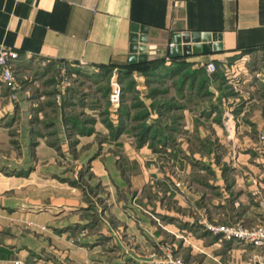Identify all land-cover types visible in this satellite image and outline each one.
I'll return each mask as SVG.
<instances>
[{
	"label": "rangeland",
	"instance_id": "rangeland-1",
	"mask_svg": "<svg viewBox=\"0 0 264 264\" xmlns=\"http://www.w3.org/2000/svg\"><path fill=\"white\" fill-rule=\"evenodd\" d=\"M226 63L217 67L222 79L213 78L218 86L204 78L195 88L158 83L160 75L145 80L144 87L126 72L67 63L54 67L31 62L22 68L24 73H16L15 83L1 79L13 105H19L25 84L32 87L35 99L26 109L17 108L12 119L8 111L0 118L4 132L0 146L6 158H15L6 161L15 165L6 172L27 175L0 192V203L36 202L44 211H61L50 220L8 211L0 214V241L28 248L20 255L11 249L9 255L0 245L4 250L0 264H235L236 256L228 248L210 247L212 239L222 236L209 226L226 223L205 211L217 200L213 189L196 182L200 191L189 194L193 201L177 189L190 188L182 180L185 175L205 181L219 173L222 164L240 160L241 150L235 145L240 135L235 133L244 121L231 113L237 109L226 114L228 102L223 100H236L242 93L253 96V84L241 81L244 77L254 83L264 76V51L239 54ZM193 91L195 98H191ZM45 94H53V104L62 108V116L49 117L36 110L46 109ZM209 100L212 103L206 104ZM207 106L218 117H206ZM189 113L200 119H189ZM260 126L255 150L263 163L264 124ZM4 159L0 157V162ZM173 171L179 173L175 182ZM164 206L180 212L184 225L169 227L173 220L157 212ZM49 221L56 226L68 224L70 230H52ZM255 256L250 264H258Z\"/></svg>",
	"mask_w": 264,
	"mask_h": 264
},
{
	"label": "crops",
	"instance_id": "crops-1",
	"mask_svg": "<svg viewBox=\"0 0 264 264\" xmlns=\"http://www.w3.org/2000/svg\"><path fill=\"white\" fill-rule=\"evenodd\" d=\"M134 22L149 28L151 43L157 47L156 53L149 55L147 62L131 66L129 46ZM176 32L211 33L215 40L217 35L221 34L222 49L201 50L190 55L171 57L169 48L173 44ZM2 49L18 54L14 60L17 75L24 73L22 68H26L31 62L45 63L44 65L52 63L54 67H57L58 63H67L80 68L91 66L93 69L126 72L130 76L133 75L138 84L141 83L144 87L145 80L156 79L151 78L152 75H162V79H158L160 77L158 76V83H171L175 86L181 83L184 84L183 88H195L200 87L198 86L200 79L202 81L205 78V81L209 82L213 78L216 80L221 78L220 69L209 73L207 68L209 62L214 61L217 66L223 63L226 66L230 58L233 59L239 54L255 55L264 51V0H0V50ZM1 81L0 118L8 111L7 116L12 119L18 111L17 108L26 109L28 105L31 106L29 103L35 96L32 87L25 84L24 89L20 91L19 105L15 106L9 98V92H6V87L4 88L5 84ZM215 82L213 80V85L218 86ZM241 83L249 86L253 84L252 97L242 93L235 96L236 100L235 98L223 100L228 102L226 114H229L231 109H237L231 113L237 114L244 121L240 125V132L235 133L236 136L240 135L235 142L241 150L239 162L222 164L219 173L210 175L212 177L204 179L205 181L194 180L185 175L182 180L187 182L190 188L188 191L182 187L177 189H182L193 201L189 194L195 196L196 190L200 189L196 182L202 188L210 187L217 196V200L212 202V207L205 209L211 217L216 213L222 222L243 219L247 224H256L264 215V162L262 163L256 156L255 150L259 137L256 130L264 124V76L254 83L243 77ZM194 94L193 91L191 98H195ZM44 97L46 109L36 110L45 111L49 117L62 116V108L53 104V94ZM188 97L183 100L190 98ZM219 97L224 96L219 94ZM212 101L205 103L211 104ZM205 109H208L203 111L206 117L210 119L218 117L211 107L207 106ZM34 110L32 108L31 112H35ZM189 116V119H200L193 113H189ZM250 125L253 126V130ZM221 129L223 131L222 127ZM33 132L36 133L35 130ZM3 133L0 129V135ZM2 147L0 146V157L6 160L0 162V192L10 189L27 177L24 172L20 173L17 170L12 173L6 172L9 166L15 168V165L6 161L15 158L11 155L6 158ZM208 165H211L212 169H217L210 162ZM33 170L29 171L32 173ZM175 171L171 175L174 182L179 174ZM31 173L28 177H32ZM177 199L179 204H184L181 198ZM165 201L168 202L167 199ZM161 203H158L159 208ZM40 205L42 204L36 202L27 205L0 203V214L11 212L12 215L50 220L61 211L59 208H55L57 210L48 208L49 211H44L43 208H39ZM164 208L162 211L158 209L157 212L173 220L169 222V227L179 229L180 224H183L181 213L175 212L173 206L169 209ZM188 224L190 222H185V225ZM48 225L52 230L62 229L63 232L65 229L70 230L71 227L68 224L56 226L52 221H49ZM10 235L15 237L17 234L12 231ZM52 239L55 240L54 237ZM211 241L213 242L210 247L215 250L223 246L228 248L229 252L236 256L235 264H250L252 258L255 259L259 252L257 248L244 247L233 241L224 243L218 235L217 239ZM0 245L9 255L12 253L11 249H16L17 255L28 249L10 241H0ZM0 252H4L1 247ZM246 255L245 261L243 258Z\"/></svg>",
	"mask_w": 264,
	"mask_h": 264
},
{
	"label": "water",
	"instance_id": "water-1",
	"mask_svg": "<svg viewBox=\"0 0 264 264\" xmlns=\"http://www.w3.org/2000/svg\"><path fill=\"white\" fill-rule=\"evenodd\" d=\"M221 39V34H218L215 40L211 33L176 32L173 37V44L169 48V55L179 57L201 50H219L222 49ZM212 40L216 42H210ZM156 47L151 43L149 28L134 22L130 34V64L147 62L149 55L156 53Z\"/></svg>",
	"mask_w": 264,
	"mask_h": 264
},
{
	"label": "built area",
	"instance_id": "built-area-1",
	"mask_svg": "<svg viewBox=\"0 0 264 264\" xmlns=\"http://www.w3.org/2000/svg\"><path fill=\"white\" fill-rule=\"evenodd\" d=\"M18 54L11 50H0V78L7 83L17 81L14 60ZM217 63H208V70L217 69ZM60 96H58V99ZM262 155V154H261ZM215 232L221 233L225 240L242 244L244 247H254L259 250L258 264H264V215L260 222L247 224L243 219H237L225 223L222 226H209Z\"/></svg>",
	"mask_w": 264,
	"mask_h": 264
},
{
	"label": "trees",
	"instance_id": "trees-1",
	"mask_svg": "<svg viewBox=\"0 0 264 264\" xmlns=\"http://www.w3.org/2000/svg\"><path fill=\"white\" fill-rule=\"evenodd\" d=\"M131 66H133L134 64H130Z\"/></svg>",
	"mask_w": 264,
	"mask_h": 264
}]
</instances>
